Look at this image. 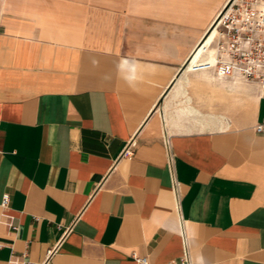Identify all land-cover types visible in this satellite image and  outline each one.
<instances>
[{
  "label": "crops",
  "instance_id": "1",
  "mask_svg": "<svg viewBox=\"0 0 264 264\" xmlns=\"http://www.w3.org/2000/svg\"><path fill=\"white\" fill-rule=\"evenodd\" d=\"M226 1L0 0V264H184L165 132L191 264H264V96L184 67Z\"/></svg>",
  "mask_w": 264,
  "mask_h": 264
},
{
  "label": "built area",
  "instance_id": "2",
  "mask_svg": "<svg viewBox=\"0 0 264 264\" xmlns=\"http://www.w3.org/2000/svg\"><path fill=\"white\" fill-rule=\"evenodd\" d=\"M210 31L214 32V37L209 45V48L212 49L213 59H209L210 54L205 51L194 61V53L186 60L185 69L190 72L212 71L226 78L241 79L246 83L256 85L264 96V0H227L205 32L203 39ZM263 131L264 120L256 127V132L261 133ZM163 140L172 178L175 208L181 222L186 259L184 264H191L188 256L187 239L185 238L181 205L182 195L180 183L175 173L171 136L165 132ZM132 155L133 152L128 147L123 152L122 157ZM9 206L10 195L5 194L0 207L7 210ZM35 220L39 221L40 219L35 218ZM12 229L17 230V227ZM56 250L55 247L49 249L45 260L41 263H33L27 260L25 253L22 256L13 254L8 264H48ZM133 258L138 264H148L147 258H141L135 254Z\"/></svg>",
  "mask_w": 264,
  "mask_h": 264
},
{
  "label": "rangeland",
  "instance_id": "3",
  "mask_svg": "<svg viewBox=\"0 0 264 264\" xmlns=\"http://www.w3.org/2000/svg\"><path fill=\"white\" fill-rule=\"evenodd\" d=\"M213 32H209V35H211ZM249 95L247 92H241V95L239 97V104H240V120L241 123H245V121L250 118L254 112L255 107L253 105V98L257 97V95L254 92L250 93ZM259 95V93H258ZM258 98V97H257Z\"/></svg>",
  "mask_w": 264,
  "mask_h": 264
},
{
  "label": "bare ground",
  "instance_id": "4",
  "mask_svg": "<svg viewBox=\"0 0 264 264\" xmlns=\"http://www.w3.org/2000/svg\"><path fill=\"white\" fill-rule=\"evenodd\" d=\"M214 37V32L210 35V40H209V43L211 42V40L213 39ZM208 38V37H207ZM207 44V43H206ZM201 47V46H200ZM202 48V47H201ZM200 49V48H199ZM203 49V48H202ZM196 51V50H195ZM206 51V50H205ZM199 52V51H198ZM208 52H209V56L211 57L212 55V51L208 49ZM201 53V52H199ZM198 55V54H197ZM200 56V55H199ZM209 58V57H208ZM235 83H236V93H239L241 95V92H250L252 90H250V87L244 83L242 80L240 79H236L235 80ZM260 95H261V91H260ZM226 114V113H225ZM216 118V117H215ZM219 121V119L217 120ZM223 122V120H221ZM219 121V122H221Z\"/></svg>",
  "mask_w": 264,
  "mask_h": 264
}]
</instances>
